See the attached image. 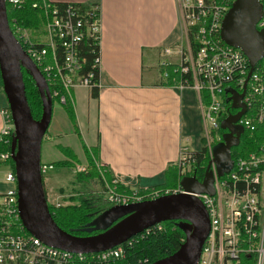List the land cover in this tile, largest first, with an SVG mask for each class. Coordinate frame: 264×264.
I'll return each instance as SVG.
<instances>
[{
    "label": "built area",
    "instance_id": "2783aa9c",
    "mask_svg": "<svg viewBox=\"0 0 264 264\" xmlns=\"http://www.w3.org/2000/svg\"><path fill=\"white\" fill-rule=\"evenodd\" d=\"M233 1L177 0L182 29L181 41L185 40L186 51L177 46L166 48L163 54L176 57L177 62L162 61L160 64L161 67L177 64L182 72L191 73V88L198 95L204 124L203 137L210 160L212 143L220 142V137L213 136V132L218 131L224 118L239 111L231 108L230 92L241 94L245 85L241 100L245 105V112L237 122L242 127V134L245 131L252 133L264 124V55L246 82L250 69L246 57L239 49L220 39L223 17ZM260 1L263 11L256 27L264 30V0ZM5 2L17 7L21 1ZM76 7L74 4H67L63 12L56 6L52 7V4L43 2V39L41 33L36 32L35 36L30 37L27 31L20 28H16L14 34L18 42L23 43L25 52L37 68L42 69L41 74L47 82L52 99L59 96V104H65L68 99L72 103V92L76 88L91 89L96 84L99 85V56L93 64L98 69V81L94 83L92 72L81 73L82 61L77 46L84 39L99 46L102 30L100 7L90 5L85 10ZM78 12L82 13L78 15ZM191 30L194 41L198 44L196 51L190 47ZM58 48L61 49V55L58 54ZM0 116V141L8 143L14 136L8 106L0 110ZM258 148L246 157L232 159L230 171L221 177L217 175L214 165L211 166L214 195H197L210 219L209 234L197 264H239L242 256L251 257L254 264H264V142ZM193 159L190 153L182 151L177 167L183 177L192 176L190 173ZM10 161L11 152L0 154V162L8 169L1 180L6 188L0 190V264H132L125 262L123 246L127 242L131 244L132 238L106 251L79 254L48 246L30 235L21 221L17 180ZM97 168L100 167L97 165ZM54 169L56 168L51 164L41 163L42 179ZM84 170L85 168L80 169ZM107 184L106 201L112 206L153 200L161 195L181 192L180 188L177 191L156 190L138 196L135 191L133 195L125 196ZM156 226L161 228L160 224L153 227ZM137 264H148V261H139Z\"/></svg>",
    "mask_w": 264,
    "mask_h": 264
},
{
    "label": "crops",
    "instance_id": "0c3cea01",
    "mask_svg": "<svg viewBox=\"0 0 264 264\" xmlns=\"http://www.w3.org/2000/svg\"><path fill=\"white\" fill-rule=\"evenodd\" d=\"M47 1L100 7L97 97L91 89L72 92L82 154L83 144L95 153L96 166L133 191L164 184L182 151L201 150L204 132L196 91L165 85L160 74L161 62L172 58L163 50L182 37L176 0ZM6 106L0 80V110ZM63 114L68 132L76 135ZM48 131L49 138L64 135L57 122H50Z\"/></svg>",
    "mask_w": 264,
    "mask_h": 264
},
{
    "label": "water",
    "instance_id": "95a60500",
    "mask_svg": "<svg viewBox=\"0 0 264 264\" xmlns=\"http://www.w3.org/2000/svg\"><path fill=\"white\" fill-rule=\"evenodd\" d=\"M262 11L260 0H234L222 20L220 39L239 49L249 63L246 82L264 55V30L256 27ZM22 68L32 78L41 98L39 120L32 117L28 105ZM0 80L14 126L10 152L17 180L18 208L30 235L60 250L91 254L122 245L155 225L180 221L185 226L183 243L176 252L153 264H197L210 229L208 212L197 195H214L212 165L219 177L232 167L231 149L239 145L243 133L237 122L245 112L241 102L245 85L241 94L230 92L231 108L239 111L221 121L220 128L226 133L211 148L212 158L202 180L195 175L184 176L179 181L178 194L112 206L89 224L97 233L76 236L58 227L48 208L40 165L41 145L52 117V96L44 76L10 29L5 0H0Z\"/></svg>",
    "mask_w": 264,
    "mask_h": 264
},
{
    "label": "trees",
    "instance_id": "16d2710c",
    "mask_svg": "<svg viewBox=\"0 0 264 264\" xmlns=\"http://www.w3.org/2000/svg\"><path fill=\"white\" fill-rule=\"evenodd\" d=\"M21 2L17 7L6 4L7 9V19L11 31L15 34L16 28L22 30H29L30 32L41 33V29L45 25V15L43 2H48L47 0H20ZM52 7L56 6L64 12V9L68 3H51ZM33 5H36L34 8ZM80 8V10H85L88 6L74 4ZM82 12H78V15ZM190 47L193 51H196L198 44L194 41L192 30L190 31ZM23 49H25L22 42H20ZM78 55L82 61L81 73L87 74L89 72L93 73V81L97 83L98 81V69L93 67L94 60L99 56V46L97 47L91 44L89 39H84L77 46ZM58 54L61 55V49L58 48ZM40 72L42 69L39 67ZM160 74L163 79V84L168 86H186L192 87L193 78L191 73L188 71L184 73L181 71L179 65L170 64L165 67L160 66ZM23 82L25 86V95L28 101V105L31 110L32 117L35 120H39L41 117V98L35 84L28 74V72L22 68ZM51 87V86H50ZM59 89V87H58ZM51 90L53 91L52 87ZM98 85L91 88L92 97H97ZM62 94V92H60ZM63 95V94H62ZM56 100L59 103V96L54 97L52 101ZM207 101V100H205ZM63 111L66 113L67 118L73 128V131L78 135V129L76 125V118L73 109V105L70 100H66L65 104H60ZM249 111L247 116H249ZM223 130L219 127L218 131L213 132V136L218 135L220 137L223 134ZM47 133V132H46ZM79 137V136H78ZM202 147L198 152L190 153L194 158L192 164V171L190 175H195L196 178L202 180L207 165L210 161L209 150L206 145L205 138L201 137ZM264 142V124L258 126L252 133L247 131L242 134L240 143L237 147L231 149V158L235 160L236 157H246L251 152H256L261 143ZM218 141L212 143V147L218 144ZM12 147V141L8 143L0 141V154L10 152ZM61 153L63 159L57 162L49 163L53 165L56 169H61L63 167H71L70 160L77 161V156L73 150L67 146L57 145L56 147ZM82 149L86 157L87 168L85 172L78 174V179L80 183L89 182L91 180H98L101 183L104 194H106L107 189L105 185L108 183L116 189V191L125 196H131L135 191L117 182L114 177L107 170L104 171V178H101L95 164V153L93 150H88L82 144ZM11 168H14L13 161L9 162ZM0 166L3 164L0 162ZM183 176L180 174V170L177 166L170 167L165 172L164 184L149 188V189H137L136 194L138 196H144L145 194L160 190H170L177 189L179 187V181ZM84 181V182H82ZM107 183H106V182ZM85 187V185H84ZM45 189V188H44ZM46 194V190H45ZM103 196L91 197V196H80L70 198L72 202L77 198L76 203H71L67 205H60L55 207L49 205V211L52 215L54 222L62 230L69 232L76 236H88L97 231L90 227L96 218L101 216L104 212L112 207L110 203L106 200L102 202ZM47 199V196H46ZM160 229L152 227L147 232L144 231L133 237L130 240L132 243H125L124 253L125 262H130L132 264H137L139 261L147 260L148 264H153L154 262L170 256L176 252L179 246L183 243L185 239L184 223L180 221L175 222H165L160 224ZM239 264H254V261L249 256H242Z\"/></svg>",
    "mask_w": 264,
    "mask_h": 264
},
{
    "label": "rangeland",
    "instance_id": "374dc122",
    "mask_svg": "<svg viewBox=\"0 0 264 264\" xmlns=\"http://www.w3.org/2000/svg\"><path fill=\"white\" fill-rule=\"evenodd\" d=\"M176 3H177V0H176ZM177 8H178V4H177ZM179 29H181V23H180ZM181 33H182V29H181ZM27 34L30 37H32V36H35L36 32H30L29 30H27ZM43 35H44V27L41 29V37H42L41 39H43ZM176 46L181 47L183 48L184 51H186L187 45H186L185 40L181 41L180 39V42ZM169 61L177 62V58L172 57ZM64 118L65 116L63 114V111L60 109V104L56 100H54L53 101V120L51 121V124H53L54 122L59 123V131L60 133H63L64 135L62 138H58L55 136H53L52 138H49L51 137L49 134L50 132L48 131L45 134L44 139L42 141V145H41V163L48 164L52 161L54 162V161L63 159L61 153L56 148V144H62L64 146L70 147L73 150V152L77 154L76 155L77 161L70 160L71 167H63L61 169H54V170L49 171L47 175L44 176L43 184L45 188L44 190H46L47 204L48 206L52 205L55 207H59L60 205L76 203L77 198L72 202L69 199L77 195L91 196L94 198L103 196V198L102 197L101 198H102V202H104L106 200V196L103 193L104 190L102 189L100 181L94 179L89 182H84V181H82L84 183L79 182L78 174L85 172L87 168V162H86L87 159L85 155L82 154V150L80 147L81 146L80 138L78 137L77 134L75 135L73 133L68 132L69 125H67V121ZM65 133H68V134L65 135ZM201 147L202 146L200 145L199 149ZM82 168H85V170L80 171V169ZM7 171L8 169L6 166L4 165L0 166V190H4L6 188V186L2 184L1 180L3 178V173ZM98 172H99L100 177L104 178V171L99 168ZM177 189H170V191H174V190L177 191ZM157 191H160V190H157Z\"/></svg>",
    "mask_w": 264,
    "mask_h": 264
},
{
    "label": "flooded vegetation",
    "instance_id": "af4514ba",
    "mask_svg": "<svg viewBox=\"0 0 264 264\" xmlns=\"http://www.w3.org/2000/svg\"><path fill=\"white\" fill-rule=\"evenodd\" d=\"M224 131V130H223ZM226 133L225 131L223 132V134Z\"/></svg>",
    "mask_w": 264,
    "mask_h": 264
}]
</instances>
